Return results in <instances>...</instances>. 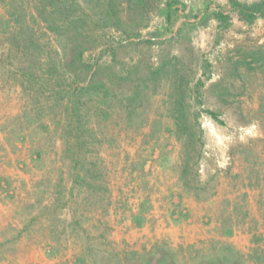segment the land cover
I'll list each match as a JSON object with an SVG mask.
<instances>
[{
	"label": "rangeland",
	"instance_id": "1",
	"mask_svg": "<svg viewBox=\"0 0 264 264\" xmlns=\"http://www.w3.org/2000/svg\"><path fill=\"white\" fill-rule=\"evenodd\" d=\"M6 1L0 0V253H9L12 238L24 235L16 226L28 222L27 236L58 241L75 258L86 254L88 264H135L132 251L140 253L137 264H264V57L258 54L264 52V18L246 24L230 0H180L186 12L168 26V0H116L118 25L96 28L84 40L85 60L100 72L96 81L111 89L109 105L102 104L110 116L100 124L92 119L97 142L78 168L84 180L74 184L64 125L57 129L44 116L50 130L39 135L44 153L38 162L30 141L14 147L5 140L2 127L18 123L14 117L34 104L36 93L24 92L15 67L34 62L41 74L49 58L63 64L72 59L68 42L46 28L31 0H17L22 20L14 33L6 30ZM219 8L229 9L230 26L214 17ZM178 78L204 129L203 156L188 175L194 189L181 178L182 144L170 115ZM199 79L205 82L202 103L194 99ZM137 92L133 109L129 97ZM128 107L134 110L130 119ZM205 109L218 112L225 124ZM92 161L96 173L88 171ZM23 175L35 181L30 188ZM190 200L196 208H187ZM141 208L144 223L137 225ZM130 221L140 233L146 229L134 243L120 228ZM183 223L197 228L193 243L184 241ZM171 225L181 228L176 235L183 244L157 237ZM235 231L245 235L246 251L232 245Z\"/></svg>",
	"mask_w": 264,
	"mask_h": 264
},
{
	"label": "trees",
	"instance_id": "2",
	"mask_svg": "<svg viewBox=\"0 0 264 264\" xmlns=\"http://www.w3.org/2000/svg\"><path fill=\"white\" fill-rule=\"evenodd\" d=\"M31 1L46 28L53 32L60 41L68 42L67 46L69 48L67 49L72 52V59L70 62L63 64L60 59L49 58L46 67L40 68L41 74H37L34 62L15 67V76L20 80L24 92H36L34 104L25 106L22 112L14 117L15 120H20L18 123L10 127L5 125L2 129L5 133V140L14 147L17 143L22 144L25 141H30L32 160L38 162L42 159L44 153V147L37 143L39 135L40 138H45L47 131L50 130V124L45 121V117L51 119L56 124L57 129L59 126L64 125L62 127L64 153L73 161L75 171L72 172V177L74 184H77L84 180L78 171L81 161L85 155L92 152V145L97 142V132L91 126L92 119H97L98 124H100L102 122L100 119L108 118L110 113L103 108L102 104L109 105L111 101V89L103 80L96 81L100 75L96 64L85 60L86 42L84 40L96 28L117 26L121 19L120 11L116 0ZM125 1L127 4H132L135 1L144 2V0ZM17 2V0H7L5 2L8 14L4 21L1 20L6 30H10L12 33L15 32V29L18 30L17 25L22 20ZM124 3L121 0L119 5ZM21 4L22 2H20ZM229 8L236 11L240 20L246 24H253L258 18H264V0L254 3L230 0ZM22 9L24 10L23 7ZM186 9L187 5L180 0H168L163 12L166 24L168 26L173 25L180 18L181 13L185 14ZM228 10L219 8L214 13V17L219 21L220 26L224 28L231 25V15L227 13ZM258 54L262 58L264 57V52ZM169 63L170 61L164 62L156 71L153 70L151 72L153 76L161 75ZM67 65H74V69L67 70ZM204 84L205 82L202 79L197 81L194 99L198 103H202L200 88ZM129 99L130 107L135 109L139 101V93L137 92ZM170 99V115L175 121L176 135L182 144L181 178L186 187L194 189L195 186H191L188 175L194 166H199L203 156L204 129L199 120L201 113L191 112V103L188 100L185 83L179 78L172 83ZM97 100L98 103H96ZM130 107H128L127 112L129 119L134 112L132 109L129 110ZM260 109L264 110V103L261 104ZM203 111L216 122L225 124L218 112L211 109ZM91 139H93V142ZM88 165H90L88 171L97 172V162L92 161ZM142 209H140V214H137L134 218L137 225L144 223ZM227 232L230 231L227 229ZM131 253L133 256L132 262L137 264L136 256H139L140 253L138 251H132ZM119 262L121 263V261ZM74 264H88L86 254L77 256Z\"/></svg>",
	"mask_w": 264,
	"mask_h": 264
},
{
	"label": "crops",
	"instance_id": "3",
	"mask_svg": "<svg viewBox=\"0 0 264 264\" xmlns=\"http://www.w3.org/2000/svg\"><path fill=\"white\" fill-rule=\"evenodd\" d=\"M11 175V174H10ZM26 177L27 181L29 182L28 188H30L35 183L32 179V176L29 175H23ZM196 203H193V201L190 200V202L187 204V208H196ZM8 208V206L3 207ZM190 211V210H186ZM189 220V219H188ZM1 221V219H0ZM190 223V220L188 221ZM128 228L123 227V225L120 227L122 229H125L126 237L130 243H134L138 236L142 235V233L145 232V227L143 228V232H139L140 228L134 225L133 221H130L128 223H125ZM184 224V223H183ZM0 227L2 228V223L0 224ZM18 231L22 234H24L22 237H16L12 238L13 246L10 249L9 253H4L3 255L0 253V264H74L75 262V255L71 251H65L64 248L61 246V244L57 242L50 241L46 238H38L33 233H31L30 236H27L26 232L29 231V223L27 222V225L25 228H22L21 226H16ZM188 227V228H187ZM193 224H184L183 225V231L186 235L184 237V241H186V244L193 243L196 241V238L199 236H196V229H193ZM23 229H26L25 232H22ZM181 228L171 225L169 228L160 230L158 233V238H171V240H174L176 244L181 243L183 244L176 234L178 231H180ZM32 232V228L30 229ZM29 233V232H28ZM163 238V239H164ZM233 241V246L236 247V249H239L241 251H246V244L245 241L242 239H245V235H241L240 232L235 231L233 234V237L230 238ZM142 242V241H141ZM5 242L3 240H0V248L1 245Z\"/></svg>",
	"mask_w": 264,
	"mask_h": 264
}]
</instances>
